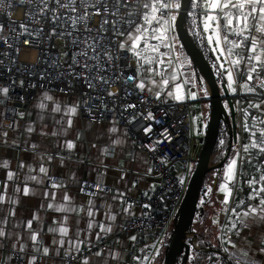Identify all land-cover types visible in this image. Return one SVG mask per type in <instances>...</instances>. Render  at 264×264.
<instances>
[{
    "label": "snow or ice",
    "instance_id": "snow-or-ice-1",
    "mask_svg": "<svg viewBox=\"0 0 264 264\" xmlns=\"http://www.w3.org/2000/svg\"><path fill=\"white\" fill-rule=\"evenodd\" d=\"M190 3L192 9H200V13L192 12L189 15L193 16L194 22L198 16L200 17L199 26H202L203 32L208 34L206 37L208 43L214 45L213 52L220 53L217 56V60L223 59V62L218 64V69L222 70L221 76L224 87L235 94L238 86L242 93H250L260 98L258 101H250L247 108L242 109L244 113V129L248 133V142L242 146L245 155L241 156L239 150L234 151L222 173V182L218 186V192L224 193V200L221 201L223 206L221 212L229 216L228 223L220 225L221 235L218 239L221 240L222 244L229 245V247H224L222 251L229 253V260H231L233 256H236V253L231 250L236 249L237 245L231 240L228 233L242 231L244 227L248 226V218H252L253 222L255 220L264 221V195H262L264 194V164L259 166L254 164L253 167L256 168L259 176L257 178L256 175H253L246 181L251 189L247 199L249 201L258 200L259 202L257 204L249 203L245 209V202L241 200L235 208H228L233 188L237 184V177L238 175H243L241 171L243 164L245 162L252 164L253 160L259 162V157L264 155V107H262L264 105V76L261 75L264 72V0H190ZM14 6H27L24 21L17 23L12 19L11 11L5 12L6 9H12ZM180 8L181 0H0V14L6 15V20L0 21V43H3L6 47L13 48L18 56L20 52L18 44L21 36L25 37L23 40L24 45L30 43V38L42 41L45 35L49 38L52 35L70 38L74 49L72 61L64 72L58 73V76L68 75L77 80L83 79L87 87L94 91L93 100H99L100 104L87 105L85 103V110L90 116H92L93 108L102 107L107 111V105L104 104L105 94L110 97L117 95V93L110 91V87L120 77L111 75L110 71L114 63L121 58L119 54L122 52L131 53L137 61L136 75H129L124 80L125 84L135 81L137 89L141 92L147 91L156 100H160L162 95L166 98L165 102H167L168 98L176 102H184L186 99L195 100L197 93L192 91V88L196 87V82L191 77L183 79L181 83H176L180 79L183 61L179 57L173 60L168 52L161 51V48L173 49V44L170 43V40L174 39V37L170 36L169 33L173 30ZM97 16L101 18L100 24L96 28H91L89 26L90 21ZM30 25L38 27H30ZM45 25L49 26L47 34L44 33ZM5 28H7V34H5ZM17 28L20 29L19 32ZM58 29L59 31H57ZM10 40L12 43H9ZM153 41L156 43H153ZM245 52L247 53L246 55ZM0 55L8 59L10 65L15 64V57L11 56V54L4 52L0 53ZM4 63V59H0V65H4ZM45 63L48 67L56 70L60 68L61 62L58 58H51ZM225 64H227V67ZM77 68L80 71H76ZM7 70L11 72L12 68L8 67ZM45 75L51 78V73L45 71L41 74V79H44ZM241 75L245 79L238 81ZM170 81L174 84V88L168 87ZM23 83L24 81L21 80V86H23ZM184 85H191L187 93L183 92ZM10 87L11 85L0 86V96L7 99ZM32 87H35V85L33 84ZM69 87H71L70 84ZM257 89L260 91H257ZM60 91H64V89H60ZM202 91L204 95L208 94L207 89H202ZM84 95H88V93H84ZM127 95H130V93L126 92ZM46 101L54 102V97L48 92L43 94L38 105L41 110L47 109ZM0 103H3V100H0ZM136 107V104H127L124 107V111L126 112L128 109ZM79 108V102L71 106H65L63 109L59 104H56L52 111L56 113L63 111L64 116L68 117V119L66 121L61 119L58 123L66 124L70 128L73 124L72 117L78 114ZM252 109L256 110V115H252ZM112 111L115 112V108ZM18 115L23 117L24 113H18ZM140 115L144 116L143 113ZM101 116H103V112H101ZM249 118H251L250 123ZM136 119L137 116H132L129 123L134 122ZM144 119L154 120L156 123L160 122L155 119V116L150 111L144 116ZM198 119L200 117L194 118V120ZM95 120L96 117L92 116V122ZM113 123L115 125V121ZM34 130L31 126L27 129L28 132ZM151 130V125L145 128L146 133ZM109 131L117 133L119 129L113 126ZM164 131L167 130L165 129ZM4 135L7 134L4 133ZM53 135H56V133L54 132ZM163 135V131L159 133L161 138H158L155 143L162 144L164 142ZM121 143L122 141L119 139L113 141V144L116 145ZM220 144L223 145L224 140H221ZM35 147L33 145V148ZM66 147L73 149L75 144L69 141ZM149 148L151 151L156 150L154 144L150 145ZM107 151L105 149V152ZM253 151L255 156L252 155ZM48 159H51V157ZM165 162L166 159L162 161V163ZM2 166L7 168V162H4ZM20 167H23V165ZM30 171H35V169H30ZM38 172L43 174V177L29 175L26 180L39 184L44 182V178H47L53 181L50 185L52 189L63 186L48 176V169L43 165L39 167ZM15 175L11 171L7 173V179L3 184V192H0V205H3L5 200L12 205L18 203V200L7 194V182L13 181ZM181 182L183 181L181 180ZM90 187L96 189L101 188V185L98 182ZM83 190L82 186L81 191L83 192ZM21 191L26 196L29 195L30 191L34 190H30L27 186L23 189L15 188L16 193ZM211 192L212 188L208 187L206 195ZM92 195L95 196L96 192L93 191ZM123 195V193L119 194L121 200H123ZM44 196L47 198L49 193L47 191L44 192ZM51 201L48 203L47 208L57 212L73 213L85 211L84 208L78 209L73 206L72 198L67 193L62 196L63 203H55V192L51 194ZM201 202L203 203L204 201L202 200ZM41 207L44 206L41 205ZM144 207L148 208L150 205H144ZM93 208H95V204L90 199L86 211V215L90 218L87 227L88 229L99 227L100 231L96 233V240L100 241L102 234L110 233L112 228L110 224L106 226L104 223L98 225L95 223L96 213L92 210ZM130 208L131 205H128L124 208V212L134 215L130 213ZM237 209H240V211H237ZM0 212L4 213L3 216H0V247H3L5 239L11 238L15 234L16 240L12 245L13 253H24L27 245L21 242V235L6 231L8 218L15 216V208L3 209L0 207ZM105 217L109 221H115L116 219V215L112 214L110 209L105 212ZM34 221L38 225L41 223L39 214H33V217L22 225L25 230L31 233L29 239L32 241L33 252L39 254V257L37 255L29 257L28 264H36L38 258L47 256L50 253V248L43 246V242L40 239L43 228L38 226L37 229H33ZM213 223L219 225V220H214ZM53 224L56 226H50L48 231L58 233L61 237L59 240L53 239L52 241V244L57 246V255H59L61 248H64L65 256H70L73 259H75L76 255L82 253L85 246L88 251H91V240L87 238L81 239L80 231L75 233V239L69 237L70 229L66 226V216L59 222L54 219ZM13 226L18 227L20 225L14 222ZM65 238H68L67 248H65ZM130 239L135 241L136 236H132ZM160 243L162 244L163 241H160ZM155 247L156 245L146 246L141 249L144 255L134 259L137 260L138 264H144V262L151 264L152 257L148 255V249ZM261 251H264V248ZM103 254V249L93 253L96 256H102ZM110 255L116 258L117 254L110 253ZM155 255H159L158 248ZM240 255L248 256V253L242 249ZM89 259V257L84 256L81 264H89ZM209 259L211 260L212 257H209ZM216 260L217 264H221L219 254H216ZM235 264H241L238 256Z\"/></svg>",
    "mask_w": 264,
    "mask_h": 264
},
{
    "label": "built area",
    "instance_id": "built-area-1",
    "mask_svg": "<svg viewBox=\"0 0 264 264\" xmlns=\"http://www.w3.org/2000/svg\"><path fill=\"white\" fill-rule=\"evenodd\" d=\"M27 6H14L12 9H6L5 12L11 11L12 19L17 23L25 20V11ZM100 17L97 16L90 21L89 26L96 28L100 24ZM6 15L0 14V21H5ZM175 25V23H174ZM30 27H38L30 25ZM19 32L20 29L17 28ZM59 31V29L57 30ZM49 32V26H44V33ZM176 31L172 30L170 36L174 37ZM5 34H7V28H5ZM19 55L17 56L13 48L6 47L3 43H0V53L7 52L11 56L15 57V64H9V60L0 55V59H4V65H0V86L11 85L8 93V98L5 99L0 96V110L4 111L6 122L4 126L9 129L15 128V121L18 119V113H26L30 104L34 101L37 93L41 90H47L50 92H58L63 95H76L80 108L78 110L79 117L83 120H89L92 122V116L96 117V120L92 123H115L120 124L126 128L127 135L135 140L136 149L142 151L151 163V176L156 180L152 190L148 194L141 193L137 197L131 199V205L140 208L141 213L133 215L125 219L120 225L110 234L102 237L100 241L93 240L91 251H88L87 247L83 248L81 254L76 255L75 259L70 256H61V264H81V260L84 256L92 257L96 256L98 250L103 249L104 253L114 251L119 248V242L122 239L130 240V237L136 236V240L124 248L127 255V264H138L135 257L142 256L144 253L141 249H144L148 245H156L155 248L148 249V255L152 257V260L158 259L165 247V235L170 224L175 219V216L183 201L186 187L189 182L190 170L196 163V158L193 155V117L195 115V103L197 100L186 99L184 102H176L171 98L165 102V96H161L160 100H156L153 95L147 91L141 92L135 87V81L125 84L124 80L129 75H136L137 61L131 53H120L119 61L115 62L111 68L110 74L120 77L110 87V91L117 93L116 96L110 97L104 95V104L107 105V111L101 108H93L92 116L85 110V103L87 105H99L100 101L93 100L95 95L92 89H89L83 82V79H74L71 76L64 75L58 76L59 72H64L72 61L73 46L70 42V38L67 36L61 38L59 35H52L50 38L45 35L42 41L36 38H30L28 45L23 44L25 37L21 36ZM9 43H12L10 40ZM153 43H156L153 41ZM173 44V39L170 40ZM162 52H168L169 56L175 60L176 56L172 50L161 48ZM67 53V55H65ZM247 53L245 52V55ZM126 57V58H125ZM51 58H58L60 60V68L53 70L48 67L45 61ZM8 67L12 68V71L7 70ZM243 67V66H241ZM47 71L51 73V78L45 75L44 79H41V74ZM76 71H80L79 68ZM121 73L123 74L121 76ZM264 76V72L261 73ZM245 77L241 75L238 81H243ZM21 80L24 81L21 86ZM14 81V83H13ZM35 87H32V85ZM69 84L71 87H69ZM171 88V83L168 86ZM188 86L185 93H187ZM64 89V91H60ZM192 91H196V88H192ZM257 91H260L257 89ZM126 92L130 95L126 96ZM88 93V95H84ZM230 93V99L234 105L236 111V141L232 143V147L240 151L241 156H244L242 146L248 142V133L244 129V113L242 109L247 108L250 101H258L260 98L253 94L242 93L237 86V92L235 94ZM115 101V103H113ZM127 104H136L137 107L124 111V107ZM264 107V105H263ZM115 108V112L112 109ZM240 109V110H238ZM152 112L156 120L144 119V116L148 112ZM252 115H256V110L252 109ZM103 112V116H101ZM143 113L144 116L140 114ZM137 116V119L129 123L132 116ZM251 118H249V123ZM151 125V131L145 132V128ZM201 127V126H199ZM167 131H164V130ZM164 132V142L155 143L159 137V133ZM200 131V130H199ZM155 145V151H151L149 146ZM223 148L219 147L213 154L222 153ZM255 156V152L252 153ZM166 159L165 163H162ZM239 164V161H238ZM259 166L264 164V155L259 157V162L253 160L252 164L245 162L243 164V175H238L237 184L233 190L229 209L235 208L239 201L244 200V208L246 209L248 204H257L258 200L249 201L247 198L251 192L246 181L253 175L257 178L259 174L256 172V168L253 165ZM53 180L61 184L63 183L62 177L49 176ZM181 180L183 182H181ZM53 181L47 179L46 186L50 187ZM97 182L90 181L87 178H82L78 184V193L80 195L98 197L100 195H111L113 193L112 187L104 184H100L101 188L94 189L91 185H96ZM83 186L84 190L81 191ZM93 191L96 195L93 196ZM264 195V194H262ZM129 199H123L122 202L127 203ZM144 205H150L145 208ZM240 211V209H237ZM222 215V219H221ZM219 220L220 225L227 224L229 216H226L223 212L215 215L214 220ZM221 233V228H220ZM192 237V245L199 251L210 250L208 246H202L199 241L194 239V234L187 235ZM160 241H163L161 244ZM159 249V255L156 256V249ZM13 253V252H12ZM226 255L228 253H225ZM39 257V254H36ZM224 255V256H226ZM228 256V255H227ZM25 253H13L12 264H26ZM221 264H229L227 257L223 258ZM41 258L37 259L36 264H41ZM148 264V262H144Z\"/></svg>",
    "mask_w": 264,
    "mask_h": 264
},
{
    "label": "crops",
    "instance_id": "crops-1",
    "mask_svg": "<svg viewBox=\"0 0 264 264\" xmlns=\"http://www.w3.org/2000/svg\"><path fill=\"white\" fill-rule=\"evenodd\" d=\"M196 13H200V9L196 10ZM173 43L176 47L174 39ZM180 75L181 78L176 83H181L185 79L182 72H180ZM186 78L188 77L186 76ZM187 87L188 85H184V93ZM45 92L54 97V102L46 101L47 109L41 110L38 105ZM76 102H78L76 95H62L58 92L41 90L37 93L24 116H19L16 119L15 128L13 129L4 126L6 117L4 111L0 110V113H2L0 115V192H3V184L7 179V173L9 171L14 172L16 174L15 179L7 182V194L18 200V203L14 205L7 203V200H5V203L0 205V207L3 209L15 208V216L8 218L6 231L21 235V242L27 245L24 257L26 264H28L29 257L37 254L32 250V241L29 239L31 233L22 226L33 217V214H39L41 223L38 225L34 221L32 228L37 229L38 226H42L43 231L40 239L43 242V246L50 248L49 255L43 256L40 263L61 264L60 258L65 254L64 248H61L59 255H57V246L52 244L53 239L59 240L61 237L58 233L48 231L50 226H56L53 224L54 219L59 222L65 216L67 217L66 226L70 229V238L75 239V233L80 231L81 239L96 240V233L100 231L99 227L92 229L87 227L90 218L86 215V211L90 199L95 204V208L92 209L96 213L95 223L97 225L104 223L106 226L110 224L112 228L110 233H112L120 223L133 216L124 212V208L131 205V199L141 193H150L156 181L151 176L150 161L142 151L136 149L135 140L127 135L124 126L117 123L114 125L112 122L92 123L89 120L81 119L79 114L72 117L73 124L70 128L66 124L58 123L61 119L66 121L68 117L64 116L63 111L60 113L52 111L56 104H59L63 109L65 106H71ZM30 126L35 130L28 132L27 129ZM113 126L119 129L117 133L109 131ZM54 132L56 135H53ZM4 133L7 135H4ZM116 139L121 140L122 143L119 145L113 144ZM69 141L75 144L73 149L66 147ZM33 145L36 147L33 148ZM105 149L108 151L105 152ZM49 157L51 159H48ZM220 160L221 158L215 161L213 165L218 164ZM4 162H7V168L2 166ZM21 165L23 167H20ZM41 165L48 169V176L62 177L63 186L57 189L47 187V178H44V182L39 184L26 180L29 175L43 177V174L38 172ZM30 169H35V171H30ZM82 178L108 185L112 187L113 193L98 197L80 195L78 193V184ZM25 186L34 191H30L29 195L26 196L23 195L22 191L20 193L15 192L16 187L23 189ZM46 191L49 193L47 198L44 196ZM53 192H55L56 204L63 203L62 196L67 193L72 198L73 206L78 209L84 208L85 211L63 213L47 208L48 203L52 202L51 194ZM120 193L124 194L123 199H129L127 203L122 202L119 196ZM217 196L220 200L223 198L222 194L217 193ZM41 205L44 207H41ZM220 207H223L222 204ZM109 209L112 214L116 215L115 221L106 219L105 212ZM217 210L214 209L212 214H210L211 210L208 209L204 214L197 217V227L207 230L208 224L211 223L217 227L218 235L220 236L219 226L212 221L213 215ZM130 213L139 214L141 209L131 205ZM3 215L4 213L0 212V216ZM14 222L20 226L14 227ZM110 233L102 234V237ZM228 236L237 245L236 249L231 250L236 253V256H233L234 259L232 258L234 264L237 256L241 264H264V251H261L264 248V221L255 220L253 222L252 218H248L247 227H244L238 233L230 232ZM67 239L65 238V248L68 246ZM15 240L16 235L13 234L11 238L3 241V247H0V264H11L12 245ZM131 243H133L131 239H122L119 242L118 249L107 251L102 256L89 257V264H127V255L124 248ZM190 245L192 246V243ZM222 245L229 247L227 244ZM242 249L247 251L248 256L240 255ZM206 251L209 252V250ZM110 253L117 254L116 258H113ZM229 255L228 253V256L224 257H227V262L231 264ZM156 260L151 261V263H155Z\"/></svg>",
    "mask_w": 264,
    "mask_h": 264
},
{
    "label": "water",
    "instance_id": "water-1",
    "mask_svg": "<svg viewBox=\"0 0 264 264\" xmlns=\"http://www.w3.org/2000/svg\"><path fill=\"white\" fill-rule=\"evenodd\" d=\"M190 6V0H181V8L179 9V14L175 21V27L186 53L189 55L193 64L200 70L206 84H208L207 87L210 95L209 101L211 102V111L204 143L199 156L196 159L194 173L188 183L183 201L175 216V232L167 249L164 264H175L178 255L183 250L186 252V255L189 253L190 245L185 242L184 235L188 232L193 223L204 179L210 169L219 166L227 159L232 143L236 141L237 136L236 111L229 98V90L224 87L223 83L221 85L219 84L213 66L191 36L187 27V16L190 12ZM224 99L228 100L231 113L233 114L231 123L226 111ZM222 118H224L226 123L229 124L228 127L230 134L228 151L225 154V158H222L218 164L209 166L212 153L214 152L218 140L219 127Z\"/></svg>",
    "mask_w": 264,
    "mask_h": 264
},
{
    "label": "rangeland",
    "instance_id": "rangeland-1",
    "mask_svg": "<svg viewBox=\"0 0 264 264\" xmlns=\"http://www.w3.org/2000/svg\"><path fill=\"white\" fill-rule=\"evenodd\" d=\"M195 10H198V9H195ZM174 28H176L175 25L173 26V29ZM201 31H202V34L205 37V41H206L207 45L210 47L211 51L213 52L214 45L208 43V41L206 39L208 34L203 32L202 26H201ZM171 32L169 33V35L171 34ZM175 38H176V41H175L176 42V47H175V45L173 43V51L175 53V50H176V55L175 56L179 57L180 60L183 61V68H182L181 72L184 74L185 78H186V76L187 77H191L192 80L196 82V91L195 92L197 93V98L195 100H197V103H195V106H194L195 107V115H194L193 120H192V122H193L192 133H193V136H194V140H193V155L197 159L198 156H199V153H200V151L202 149V146H203V143H204V139H205V134H206L205 133V125H207V123H208L207 119L209 120V117H210V111L211 110L209 111V108H210L211 102L209 100H207L209 94H207V95L203 94L202 89H207V88L205 87L204 84H202L199 81L197 68L193 67L191 65V63L189 61V56L186 53L185 48L182 46V43H181L179 37L175 36ZM213 54H214V57H215L214 60H213V63L215 64V67L217 68V76H218L219 80H221V82H222V76H221V71L222 70L218 69V64L223 62V59L221 58L220 61L217 60V56L220 55L219 52H213ZM225 66L227 67V64H225ZM180 78H181V75H180ZM170 83H171V88H174V84L171 81H170ZM188 86H191V85H188ZM224 104H225V107L227 105V107H226L227 111L230 113V107H229V103H228L227 99H224ZM201 114H203V115H201ZM196 117H200V119L194 120V118H196ZM200 120H201V123H200L201 127H199V124H198V122ZM222 120L225 123V119H222ZM221 140H224V144L223 145L220 144ZM217 141H218V145H220L223 148V151H222V153H219V154H216V155L213 154L214 152H216V150L212 153L213 156H211V159H210V162H209V166H213L214 162L218 161L220 158L224 159L225 158V154H226L227 149H228V138L227 137H225L224 135H221L220 137H218ZM234 151H235V149L232 148L231 151H230V155H228L229 157H227L226 162L223 165H221L220 167H218L217 170L213 171V174H214L213 176L211 175L210 172H208L206 177H205V180L207 181L208 187H212V186L215 187L216 183H218L217 184V193L218 194H222L223 198H224V193L218 192V186L222 182V173H223V171H224L229 159L233 156ZM194 170H195V168H192L190 170V173H189V176H188L189 181H190V179H191V177H192V175L194 173ZM216 179H217V181H216ZM213 182H214V184H213ZM187 186H188V184H187ZM186 189H187V187H186ZM233 190H234V188H233ZM215 191H216V189H215ZM212 193H213V190H212L211 194ZM211 194L209 193L208 195H206V198H207L208 201H210L212 199ZM202 200L203 199L201 198L200 202ZM230 201H231V199H230ZM229 204H230V202H229ZM218 213H221V209L217 213H215L213 215L212 221H214V217ZM221 219H222V215H221ZM174 222L175 221L173 220V224H174ZM171 228H172V225H171ZM171 228L167 231V234L164 236L165 237V241H166V245H169L171 243V241H170L171 236H172ZM197 230L198 231H196V230L189 231L188 230V232L184 235L185 236V238H184L185 242H187L190 245L191 242H192V237H188L187 235L194 234V239L196 237V239L199 241L200 245L207 247L208 246L207 241H208L209 244L214 247V248L210 247L209 248L210 249L209 252H218V253H220L222 255V258H224L225 252L222 251V249L224 248V245L220 244L215 239V234H216L215 226L213 224L209 223L207 230H205L203 228H198V227H197ZM233 232H236V231H233ZM219 249H221V251H217ZM166 253H167V246L164 248V252H163L162 256H160L159 259H157L155 261V263H151V264H164ZM181 256L182 255H180L179 261L181 260ZM12 259H13V253H12ZM11 264H12V262H11ZM214 264H216V263H214Z\"/></svg>",
    "mask_w": 264,
    "mask_h": 264
},
{
    "label": "trees",
    "instance_id": "trees-1",
    "mask_svg": "<svg viewBox=\"0 0 264 264\" xmlns=\"http://www.w3.org/2000/svg\"><path fill=\"white\" fill-rule=\"evenodd\" d=\"M192 12H196V10L192 9V7L190 6V12L189 13H192ZM187 27L189 29V32H190L191 36L196 41L198 46L201 48V50L205 54L206 58L209 60V62L213 66V68L215 70V73H216V76H217V68L215 67V64L213 63V60H214L215 57H214L210 47L207 45V43L205 41V37L202 34L201 26H199V17H197V20L194 22L193 16L188 14V16H187ZM193 67H195V66H193ZM197 71H198V77H199L198 79H199V81L202 84H204V81L202 79V76H201L200 71H199L198 68H197ZM217 80H218L220 85L223 83V82H221V80H219L218 76H217ZM221 92H223V91L221 90ZM210 110H211V104H210L209 111ZM207 122H208V119H207ZM206 128H207V125L205 127V133H206ZM229 134H230V131H229V128H228V124L226 123V121L224 123V121L222 120L221 123H220V127H219L218 137H220L221 135H224L229 140ZM228 144H229V141H228ZM219 147H221V146L218 145V141H217L216 146H215V150H217ZM232 148L233 147L231 146V149ZM231 149H230V151H231ZM227 151H228V149H227ZM229 155H230V152H229ZM226 160L222 164H220L219 166L210 169L208 172H210L211 175L213 176L214 175L213 171L217 170L218 167L223 165L226 162ZM195 166H196V164L194 165L193 168H195ZM213 184H214V182H213ZM217 184L218 183H216L215 187L214 186L211 187L212 190H213V193L212 194L210 193L211 196H212V199L210 200L211 203H210L207 200V198H206V192H207L208 185H207V181L204 179V182H203V185H202V188H201V192H200V196H199V199H198V203H197V210H196L195 218L193 220V223H192L189 231L197 230V217H199L200 215L204 214L208 209L211 210L210 214H212L214 209H218L219 210L221 208L220 206H221V201L223 200V198L221 197L222 199L220 200L219 197L217 196ZM215 189H216V191H215ZM201 198L204 201L203 203L200 202ZM218 210L216 211V213L218 212ZM171 225H172V228H171ZM170 228L172 230V236H171L170 241H172V238H173V235H174V232H175V223L173 224V222H172L170 224L168 230ZM215 229H216L215 230V232H216L215 239L220 244H222L220 239H218V237H219L218 232L219 231H218L217 227H215ZM165 243H166V241H165ZM207 244H208L209 248L210 247L214 248L213 246H211L209 244L208 241H207ZM169 245H166L167 249H168ZM192 246L190 245V250H189V253L187 255H186V252L184 250L178 255L175 264H187V263H190V264H211V263H217L216 254H219V256L221 258V262H223V260H224L222 258V255L220 253H218V252H207V251L201 252V251H198L194 246L193 247ZM221 249H219L217 251H221ZM180 255H182V256H181V260L179 261ZM193 257H195V259H193ZM209 257H212V259L210 260ZM232 258H231L230 262H231V264H234V261H233L234 258L233 259Z\"/></svg>",
    "mask_w": 264,
    "mask_h": 264
},
{
    "label": "bare ground",
    "instance_id": "bare-ground-1",
    "mask_svg": "<svg viewBox=\"0 0 264 264\" xmlns=\"http://www.w3.org/2000/svg\"><path fill=\"white\" fill-rule=\"evenodd\" d=\"M175 31H176V33H175V35H174V42L176 41V38H175V36H178L177 34V30H176V28H175ZM179 37V36H178ZM195 37V36H194ZM180 39V38H179ZM183 46V45H182ZM184 47V46H183ZM189 56V55H188ZM189 61H190V63H191V65L193 64V62H192V60L190 59V57H189ZM192 66H195L194 64L192 65ZM196 67V66H195ZM200 71V70H199ZM200 74H201V72H200ZM202 76V75H201ZM202 79H203V81H204V84H205V87L207 88V92H208V94H209V91H208V87H207V85L208 84H206V82H205V80H204V78L202 77ZM210 96V95H209ZM209 96H208V98H207V100H209ZM201 120L198 122V124H199V126H201ZM208 124V123H207Z\"/></svg>",
    "mask_w": 264,
    "mask_h": 264
},
{
    "label": "flooded vegetation",
    "instance_id": "flooded-vegetation-1",
    "mask_svg": "<svg viewBox=\"0 0 264 264\" xmlns=\"http://www.w3.org/2000/svg\"><path fill=\"white\" fill-rule=\"evenodd\" d=\"M226 111H227V108H226ZM227 114H228V117H229V121H230V123H231V121H232V117H233V114L231 113V111H230V113L227 111ZM236 117V116H235ZM224 119V118H223ZM237 123V122H236ZM229 125V124H228ZM229 128V127H228Z\"/></svg>",
    "mask_w": 264,
    "mask_h": 264
}]
</instances>
